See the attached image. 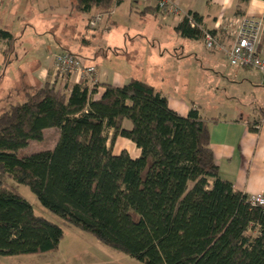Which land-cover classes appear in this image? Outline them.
<instances>
[{
    "label": "trees",
    "instance_id": "trees-1",
    "mask_svg": "<svg viewBox=\"0 0 264 264\" xmlns=\"http://www.w3.org/2000/svg\"><path fill=\"white\" fill-rule=\"evenodd\" d=\"M73 2L84 13H109L119 0ZM147 9L163 11L158 4ZM261 20L264 40V15ZM175 31L192 40H203L205 31L217 34L194 11ZM14 39L0 28V40L12 45ZM67 82L17 90L23 99L0 110L1 175L29 186L55 214L146 264H264V207L221 176L209 121L198 105L182 115L137 77L121 86ZM99 86L104 91L96 97ZM49 128L59 130L54 148L18 155ZM118 136L135 143L140 155L113 152ZM62 236L61 226L36 214L0 176L1 256L47 253Z\"/></svg>",
    "mask_w": 264,
    "mask_h": 264
},
{
    "label": "crops",
    "instance_id": "crops-1",
    "mask_svg": "<svg viewBox=\"0 0 264 264\" xmlns=\"http://www.w3.org/2000/svg\"><path fill=\"white\" fill-rule=\"evenodd\" d=\"M173 1L178 3V12L148 10L147 7L157 5V0H119L109 13H98L94 9L84 13L74 7L73 0H0V28L9 30L15 38L12 45L6 40H0V107L4 108L10 99H23L22 92L17 93V90L38 87L46 82L63 85L64 82L56 77L54 54L72 52L71 44L74 40L76 55L82 57L84 63L95 65V82L121 86L134 77L144 79L168 97L172 109L187 115L193 105L188 102V87L176 83L171 86L169 83L170 60L175 58L178 63H183L182 58L186 54H180L178 50L185 49L183 40L188 39L175 31L176 25L189 11L198 12L203 16L204 27L216 30L221 42L228 46L237 31L235 18L246 15L261 19L264 15V0H248L242 4L239 0ZM121 9L124 12L119 13ZM98 14H101V19L95 26H91L89 20ZM132 18L138 22L155 23L140 22V26L132 28L129 24L126 26ZM119 22L125 23V39H121L125 44L123 48L117 46V39L105 37L112 29L111 25ZM128 39L132 40L131 47L127 45ZM94 40L97 42L96 51L91 50L95 48L92 46ZM211 51L225 57L221 49ZM120 55L125 58L124 65L132 64L129 69L125 67L122 72L117 69H101L99 56L122 59ZM133 66L138 67L136 71L132 69ZM186 75L184 73L181 81ZM65 82L71 87L81 80L72 74ZM103 91L104 87L99 86L96 97ZM3 102L5 105L2 106ZM233 115L231 118H222L202 114L209 121L210 144L220 174L232 181L238 191L248 195L264 192V117L260 120L257 116L246 119L238 107ZM124 126L130 128L131 122L125 120ZM123 149L133 158L141 152L131 140L118 136L113 144V152L119 153Z\"/></svg>",
    "mask_w": 264,
    "mask_h": 264
},
{
    "label": "rangeland",
    "instance_id": "rangeland-1",
    "mask_svg": "<svg viewBox=\"0 0 264 264\" xmlns=\"http://www.w3.org/2000/svg\"><path fill=\"white\" fill-rule=\"evenodd\" d=\"M121 11L124 12V10L121 9L119 13H121ZM116 21H119L117 17ZM140 22L132 18L126 23V26H128V24L131 28L132 26H140ZM141 23L154 24L155 22L142 21ZM124 24L122 22H119L117 25L112 24V29L105 35L108 39H110V37L114 40L117 39V46L121 48L125 46L123 41L125 39V34L123 32ZM153 28H155L154 25ZM89 31L95 32L97 29H90ZM128 31L129 29L127 28V32ZM121 39H123L122 42ZM74 42L73 40L71 50L72 53L76 54L77 51H75ZM94 42L95 40L92 46H95L97 43ZM127 43L129 47L132 46V40L128 39ZM98 44L101 43L99 42ZM147 45L149 47V44ZM183 45L185 49L182 50L179 48L178 50L180 54H186L185 57L182 58L183 63H178L177 59L171 58L170 64L168 65L170 72V74L168 73L169 83H171V86H174L173 84L176 83V85H185L188 87L187 93L189 92L188 96L190 98L188 102H192L191 105L195 102L200 112L206 117L221 116L222 118H231L234 116L233 111L236 107H238V110L241 109V114H243L246 119L257 116L258 120H260L264 117L263 74L254 68H242L231 65L227 62L226 56L214 54L210 49H207L202 39H184ZM87 50H89V48ZM91 50L96 51V46ZM154 51L156 52L155 49ZM132 55L135 57L133 53ZM99 57L101 69H117L122 72L125 67L129 69L130 66H132V64L124 65L123 61L125 58H123L124 56L122 55H120L122 59ZM128 58H131V56L128 55ZM133 61L137 62L135 60ZM164 65L165 64H163V66ZM137 68L138 67L133 66L132 69L136 71ZM139 71L138 69L137 72ZM184 73L187 75L184 80L181 81V78L184 77ZM189 75L190 78H188ZM3 105H5L4 102L2 103V106ZM1 109L2 107H0V110ZM58 137V128L46 129L43 139L30 141L28 145L18 150V155L23 157L33 152L52 149ZM0 176L3 180V184L8 189L23 196L32 204L36 214L57 223L63 229V236L57 249L47 253L12 256L0 255V264H146L143 261L133 258L103 243L92 233L61 218L59 215L46 208L29 186L17 182L10 176L1 175V173Z\"/></svg>",
    "mask_w": 264,
    "mask_h": 264
},
{
    "label": "built area",
    "instance_id": "built-area-1",
    "mask_svg": "<svg viewBox=\"0 0 264 264\" xmlns=\"http://www.w3.org/2000/svg\"><path fill=\"white\" fill-rule=\"evenodd\" d=\"M157 4L170 12H178L179 6L173 0H157ZM101 19V14L92 17L89 20L91 26H95ZM237 31L232 43L226 46L221 42L218 34L205 31L204 44L207 49H221L229 61L236 67L254 68L264 77V40H262L263 22L261 19H255L246 15H238L235 18ZM192 25L194 21L191 19ZM54 70L56 77L65 82L67 76L75 74L82 81L86 79L88 84L95 83L94 75L96 73L95 65H89L76 54L70 51H61L54 54ZM249 201L253 205L264 207V192H257L249 195Z\"/></svg>",
    "mask_w": 264,
    "mask_h": 264
}]
</instances>
